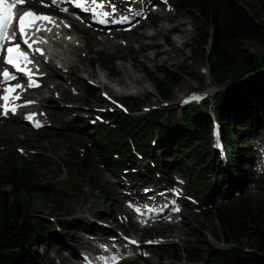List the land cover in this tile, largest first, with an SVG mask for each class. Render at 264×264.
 <instances>
[{"label":"trees","instance_id":"obj_1","mask_svg":"<svg viewBox=\"0 0 264 264\" xmlns=\"http://www.w3.org/2000/svg\"><path fill=\"white\" fill-rule=\"evenodd\" d=\"M257 2L260 0H171L172 6L186 13L193 23V35L189 50L193 60L207 68L209 82L217 90L200 102H190L181 110V119L175 108L154 110L148 118L132 114L130 109L141 110L148 98L123 96L124 110H102L90 140L74 137L83 146L84 161L74 164L70 171L87 172L99 161L109 169H125L130 152L149 158L147 170L169 179L170 168L185 173L193 191L202 190L224 195L235 191L239 178L233 175L237 166L245 160L241 154L244 144L261 129L264 119V14ZM156 22V20H154ZM246 39L256 41L260 50L250 53ZM119 58H101L105 69L113 70V62ZM142 72L152 82L162 98L170 96L172 87L178 84L179 72L158 67L155 72L142 65ZM92 92L93 87L86 86ZM219 125L224 149L214 148L213 131ZM85 127L78 123V129ZM52 134V133H49ZM69 136L67 133H54ZM155 146L161 148L157 154ZM38 159L8 154L0 169V264H43L37 261V247L42 243L58 246L68 243L78 233L102 234V224L58 221L52 223L39 213L29 210L34 196H43L56 206L62 204L51 194L50 185L42 182L38 164L48 162L42 153L34 152ZM189 162L190 164H188ZM52 164H50L51 166ZM60 169V165H56ZM82 174V173H81ZM91 184L95 177L86 176ZM8 186V187H4ZM213 196V195H211ZM208 233L222 243L215 246L206 241V229L192 233L187 245L161 243L158 249L169 264L186 261L189 264H264V210L244 199L220 204L213 208ZM106 213H95L94 218L106 225ZM54 224V225H53ZM114 233L109 230L105 234Z\"/></svg>","mask_w":264,"mask_h":264},{"label":"rangeland","instance_id":"obj_2","mask_svg":"<svg viewBox=\"0 0 264 264\" xmlns=\"http://www.w3.org/2000/svg\"><path fill=\"white\" fill-rule=\"evenodd\" d=\"M127 1L132 3L127 5L131 9H127L124 6ZM135 1L106 0V2L115 4L116 8L124 7L130 15L136 11L135 18L131 19L133 23L128 27V23H125L111 29L98 27L96 29L94 27L88 29L84 24H81L82 32L72 35L76 37L84 34L90 38L93 50L86 53V56L83 57V65L87 62L90 65H86L85 68L87 70L79 72L80 84L78 90L71 88L70 98L64 103L51 106L52 110L62 111L60 119L50 121L48 118L46 119L48 122H44L39 128H34L32 123L24 118L26 111L8 118H0V169L5 170L6 166L2 160L8 154L34 161L38 159L37 156L33 155L34 152L42 153L48 158V162L37 165L39 173L42 175V182L50 185L51 194L62 204L64 210L59 212L50 200L43 196H34L31 198L29 205L31 212L43 215L54 224H57L58 221H69L70 223L80 221L89 224H99L94 218L95 213L104 211L106 213L105 217L108 218L106 221L111 220L114 225L102 224L101 226H109L104 228L103 233L112 230L116 233V236H121V239L125 240V237H127L139 243L138 246H129L131 250L121 254L122 257L126 258V261L121 264H169L168 260L162 256L161 251L158 249L159 244L187 245L188 241L193 239L192 233L200 229L204 228L207 230L204 232L207 236L205 240L209 241L210 244L215 246L222 245V243L212 239L208 233L210 220L205 215H211L210 213L215 206L232 203L236 199L241 198L264 210V119L261 122V129L257 131L258 133L250 138L244 144V147H240V152L244 156L243 159L246 160L241 166H237L236 171H233V175L239 178L238 186L235 191L224 195L214 191L207 197L202 190L193 191L188 177L185 173L175 169V167L170 168L169 179H164L155 173L151 174L147 170L149 158L146 156L142 157L140 154H136L135 151L130 152L128 168L125 169H109L96 160L92 161L94 165L87 172L78 171L75 173L70 171L68 166L73 167L74 164H80L85 158L82 142L80 144L77 143L74 137L90 140L94 132V127L92 126L99 122L95 115H98L103 109H122L116 103L121 101L123 96H146L148 98L147 102L142 104L141 110H139L140 108L137 110L130 109L132 114L136 116L148 118L149 114L154 112V110H164L172 107L177 110L175 119H172V121H175L181 119V110L188 104L185 101H189L194 93L211 97L217 90L209 82L206 66L192 58L189 45L191 44V36L194 29L193 23L186 16V13L172 6L170 4L171 0H155L159 2L158 8L160 7L161 11L154 10L155 6L153 5L146 9L147 0ZM39 4V1H37L36 5L38 6ZM133 4L136 5L137 9L132 7ZM257 4L264 14V0H260ZM56 8L63 10L61 7ZM38 9L45 10L42 8ZM144 10L151 11L154 17L145 19L144 14L147 11ZM164 14L175 15L181 23L176 24L174 21H166ZM83 15L87 14L83 13ZM71 16L79 19L76 15ZM153 18L156 20L155 23H152ZM114 19L116 18H112L111 21ZM139 23H142V25L136 27L135 32L130 33L129 29ZM160 23L167 27L176 24L173 29L169 28L166 33V37L170 39L176 38L174 43L176 51L169 52L171 57L169 60H163L162 56H154L157 49L149 47L151 43H162V48H169V45L164 44L162 34L156 39H134L141 31L153 32L155 26ZM126 27L128 30L125 29ZM112 32H117L116 36L113 37V41L117 44L114 47L105 48L93 41L95 37H103ZM80 43L84 44L85 38H81ZM244 47L250 53L260 50L259 44L252 39H246ZM84 54L85 52H83L82 56ZM111 57L119 59L113 62L114 75L109 77L114 79L121 76L120 67L124 65L129 70L142 74L145 77L147 88H143L136 94L127 89L124 93L109 95L106 88L95 82V76L90 74L89 69L91 67L100 75H108V70L100 66L99 63H94V61ZM132 61L137 64L134 68L132 67ZM55 63L58 66H62L57 61ZM142 65L155 72L158 78L162 76L157 71L158 67L166 68L172 72H179V82L172 87L169 97L162 98L158 95L152 82L142 72ZM110 67L112 66L110 65ZM46 71L51 74L37 78L38 84L42 83L43 78L50 80L54 72H60L61 76L68 74L66 70H61L57 66ZM18 83L23 84L24 82ZM88 84L93 87L94 91H87L86 86ZM32 93L37 94L36 91ZM42 94L47 93L42 90ZM261 110V112H264V107H261ZM79 122L85 123L84 129H78ZM58 132L67 133L69 136L54 134ZM155 148L156 153L160 155L162 153L161 148L159 146H155ZM223 160L226 162L227 167L230 164H236L235 161L229 163L227 160ZM187 163L190 164L189 162ZM50 164L52 165L50 166ZM56 165H60V169H56ZM86 176H94L95 183L91 184ZM109 184H115L119 187L120 194L126 195L123 199V208L117 206L119 203L114 202L111 195H109ZM145 189L149 191L145 192ZM144 192L148 197H153L155 192H158L160 196L172 193L179 201L177 207L180 211L173 213L174 216L171 220L168 219L167 215L159 217L165 221V224H156L155 220L137 222L136 213L134 215L129 213V206L126 201L129 198H145V196L141 197ZM170 208L173 209L172 207ZM85 239L92 243H96L97 240L87 233H78L70 242L58 246L42 243L37 247L39 254L37 261L43 264H79L78 258L82 256L81 244H83ZM176 264L189 263L182 261Z\"/></svg>","mask_w":264,"mask_h":264},{"label":"bare ground","instance_id":"obj_3","mask_svg":"<svg viewBox=\"0 0 264 264\" xmlns=\"http://www.w3.org/2000/svg\"><path fill=\"white\" fill-rule=\"evenodd\" d=\"M68 2V0H65ZM133 1V0H129ZM135 2H138L137 0ZM99 3V0H98ZM131 2H128L124 5L127 9H131L130 7H127ZM68 4H70L68 2ZM132 4V3H131ZM59 4L58 6H61ZM110 2H106L105 7H96L94 6L91 1L89 3H85V8L88 9L90 7L94 8V11H97L98 14H101L103 11H110ZM136 5L133 4V8L137 9L135 7ZM161 11V9H158ZM157 10V11H158ZM81 8H72L69 6L67 8V11H58L61 18L65 20V22L70 23L71 27L65 26V22H62L60 20L55 21L54 18L52 20L54 23H48V22H42V25L44 28L47 29L46 38L47 41H41L38 40L37 43L33 44L34 48H40L43 51H46L48 53L47 57H44V55H40L39 53H34L36 56L35 59H39L40 63L39 66H33L34 73H36V69L38 67L39 72L36 73L32 78L38 81L37 78L43 76H48L50 72H47V69H54L55 66L59 67L61 70H66L68 72L67 75L61 76L58 72H54L50 78V80H46V78H43V81L41 84H38L39 87H32V88H23V89H17L14 93H12V96L18 95L20 97V100H25L21 102L18 106L21 111H26V114H35V119H42L43 123L48 122L46 119L49 118L50 121H54L57 119H60L62 111H56L52 110L51 106L58 104V103H64L68 98L71 97L70 89L74 88L75 90H78L79 84H80V71L87 70L86 65H90L89 62H87L85 65H83V57L86 56V53L93 50V46L91 45V39L85 36L84 34L78 35L76 37H73V34H78L82 32L81 29V23L80 20L71 16L74 14V12H80ZM77 15V14H76ZM136 11L132 15L128 14L127 11L122 8H118L116 13L110 17H106L107 19H110L112 17H116L118 20L121 19L122 16L129 17L128 22L131 20V18H135ZM165 15L166 21H174L176 24H180L181 21L176 18L175 15ZM87 17V16H86ZM125 22V23H128ZM130 23V22H129ZM142 25V23H140ZM176 24L167 27L164 24L160 23L155 26L153 32H146L141 31L139 32L137 37H134V39L139 40L142 38L145 39H156L161 34L164 38V44L169 45V48H162V43H151L149 44L150 48H155L157 51L155 52L154 56H162L163 60H169L170 57V51H176V48L174 46V43L176 42V38H168L166 37V33L169 30V28L173 29ZM124 25V24H122ZM127 25V24H126ZM136 27L130 28L129 32H135ZM117 32H112L111 34H106L103 37H95L93 41L97 44H100L102 46L106 47H114L117 44L115 41H113V37L116 36ZM81 38H85V43L81 44L80 40ZM128 43V42H127ZM126 43V44H127ZM83 52H85L84 56ZM59 62L61 66L56 65L55 62ZM38 63V62H37ZM81 63V65H79ZM132 67L134 68L136 64L135 61H132ZM1 65V61H0ZM141 66V70H142ZM90 74L95 76V82L99 85H101L103 88L107 89V93L109 95H116L120 93H124L127 89L131 90L132 93H138L143 88H147L145 85V77L142 74H138L137 72H133L129 70L126 66L121 65L120 70L122 71L121 76L118 78H111L109 76L112 75V72L108 69V75H100L94 71L90 67ZM51 74V73H50ZM114 83V84H113ZM28 83H25L26 86ZM4 83L0 82V92L3 96L4 90H2V86L4 87ZM42 90H44L47 94H42ZM36 91V95L32 92ZM28 99V100H26ZM27 101H33V103H27ZM12 103V102H8ZM2 103L0 102V105ZM2 110V109H0ZM9 113L8 115H10ZM13 115V114H12ZM16 115V114H15ZM14 115V116H15ZM108 192L109 195H111V198L114 202H116L121 208H123V199L126 197L125 194H120L119 187H117L115 184H109L108 186ZM147 196L145 195V192L142 193L141 197ZM174 206V205H173ZM156 208V207H155ZM129 213L132 215L136 213L137 211L134 209V207H129ZM143 210V213L150 212V216L147 219H152L156 221V224H165V221L161 220V218L165 214H168L171 212V209L168 207L165 210L159 209L160 211L157 213H151L152 210H155L154 207H148ZM164 211V212H163ZM92 237L97 238V241H108L105 239V235H93ZM114 239V238H113ZM112 239V240H113ZM117 240L122 244L119 248L120 253H126L131 250L129 246L131 244L121 239V236H117ZM97 243H92L88 239H85L83 241V244H81V247H97ZM83 257H79V259H82ZM105 261H101L100 264H104Z\"/></svg>","mask_w":264,"mask_h":264},{"label":"snow or ice","instance_id":"obj_4","mask_svg":"<svg viewBox=\"0 0 264 264\" xmlns=\"http://www.w3.org/2000/svg\"><path fill=\"white\" fill-rule=\"evenodd\" d=\"M26 0H14V3H8L7 0H0V42L3 41H15L17 39V33L13 32L11 35H9L7 29L9 27V24L13 21L12 16V8L16 6V4L23 5L25 4ZM57 0H52L53 4H56ZM70 3H74L77 8L83 9L86 3V0H69ZM91 3L96 7H105L106 6V0H91ZM110 11L106 10L101 13L103 17H110L114 15L117 11L116 5L111 4L110 5ZM63 11H67V9H63ZM129 17L122 16L119 20H112V23H125L128 22ZM37 21L42 22H48V23H54L51 17L47 15L42 14H35L32 10L25 11L22 15L18 18V33L19 37L22 40V43L27 46V48L34 52L39 53L40 55H44L43 50L40 48H33V44L37 43V41H32L29 43V38L27 37L26 29L31 28L34 24H36ZM99 23H107V20H99ZM67 27H70V25H65ZM37 32L47 29H42L40 27H36L35 29ZM0 51L5 52V56L3 57V63L6 65L11 66L14 68L17 72L23 73L27 75L28 77V84L22 85L20 83H16L12 86L6 87L4 89V95L0 97V100H3L5 103L3 105H0V116H7L9 113L16 114L17 113V106L12 105L9 107V101L19 99V96H12V93L15 92L17 89H23L25 87L32 88V87H39L36 80H34L32 77L39 72V69L37 67L36 73H34L31 69L27 68V64L35 63L33 59H31L28 55V52L23 51L21 49V43H12L7 48H4L3 44L0 43ZM23 65V66H22ZM0 76H2L3 81H12L16 80L17 77L10 73V71L5 68L2 72H0ZM191 99H196V97H191ZM27 103H33V101H27ZM187 103V101H185ZM33 114H27L24 118L30 122H33L34 127H41V123L39 121H34ZM22 151V150H21ZM149 190L145 189V192H148ZM173 203H175L173 201ZM167 207V205H165ZM174 211H179V208H174ZM139 211V209H137ZM131 244H137V241L130 240L128 241ZM151 243V242H149ZM131 254V253H129ZM112 260H115V257L111 258Z\"/></svg>","mask_w":264,"mask_h":264}]
</instances>
